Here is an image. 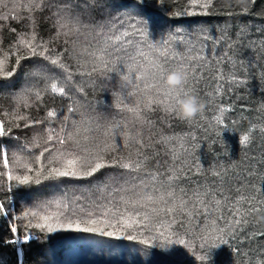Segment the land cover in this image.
<instances>
[{"label":"trees","instance_id":"16d2710c","mask_svg":"<svg viewBox=\"0 0 264 264\" xmlns=\"http://www.w3.org/2000/svg\"><path fill=\"white\" fill-rule=\"evenodd\" d=\"M18 1L0 0V264H264V227L237 230L225 204L264 191V0ZM149 56L189 73L194 119L131 82ZM48 64L64 94L36 76Z\"/></svg>","mask_w":264,"mask_h":264},{"label":"snow or ice","instance_id":"6c2138e0","mask_svg":"<svg viewBox=\"0 0 264 264\" xmlns=\"http://www.w3.org/2000/svg\"><path fill=\"white\" fill-rule=\"evenodd\" d=\"M244 11H247V9H244ZM101 55L102 56H108L109 58H111L113 55H119L121 57L119 63L122 64L124 62V58L126 57L128 60H131L133 62H135V56L133 55L134 49L133 50H129V51H121L119 53H113V51H111L109 48H104L101 49ZM141 55H143L141 53ZM165 59H167L165 57ZM200 59H203L202 57ZM55 63V62H54ZM105 67L107 68V64H105ZM109 71H114V69L109 68ZM166 69H164L163 67H161V72L165 71ZM93 71H96L95 68H93ZM13 73L12 72H7L6 75L7 76H11ZM189 73L186 71V80L188 78ZM149 77L150 78H154V74H152L151 72H149ZM135 79L137 81H144L145 77L144 75H140L135 77ZM185 80V82H186ZM140 85L138 84L137 87H139ZM156 85H149L147 83H144L143 87L144 90H147L151 87H155ZM52 91L53 92H58L59 94H64L65 90L61 87L58 88L56 84L52 85ZM155 101H150L149 104L154 103ZM159 104H163L164 101H159ZM69 111H71V109H69ZM132 111H134V109H132ZM168 112H172L171 109L167 110ZM48 115L54 116L55 113L54 112H49ZM217 120L219 121V117H217ZM4 135V128L2 125H0V136ZM49 141H51L53 139V136H49ZM249 141V136L248 135H244L241 138V143L242 144H246ZM59 143L63 144L65 143V141L63 139L59 140ZM47 151V149H46ZM41 155H43V153H41ZM72 161H69V166L72 165ZM5 164H7V160L5 159ZM103 165L97 163L95 165V167H93L91 169V171L87 172L88 176H92L94 175ZM125 167H127V165H125ZM32 169L31 167H28V172H31ZM50 174H54L57 176H69V175H75L76 173L74 171H59V170H53L52 173ZM9 179H12L11 176H9ZM17 181L20 184H27L30 182V180L32 179L30 175L25 174L22 177H16ZM212 193H206V195H211ZM174 194L172 192L168 193V196H173ZM199 195V194H198ZM237 196L238 199H233L232 197H229L227 201H225L226 206L229 208L233 219L235 221V225H236V229L238 230L240 228L241 225H248L250 223V216L252 215V213L255 212H264V191H261L259 195L255 194V189L252 190L251 193H244L241 192L239 189L237 190ZM161 200H163L164 198L161 197ZM148 200L152 201L153 197L152 196H148ZM172 204L173 207L172 208H168V204ZM201 203H204L205 206L207 207V203L205 201H201ZM216 204L219 205L220 201H216ZM187 207V203L184 200H181L180 205H176L174 201H165V208L163 209L164 211H184V209ZM5 212V208L4 205L0 204V213H4ZM27 215V213H25ZM82 231H95V229L92 228H84V229H80ZM13 231H15V228H13ZM106 235H112V233H105ZM131 238V237H130ZM25 239H27V237H25ZM224 241H222L223 243Z\"/></svg>","mask_w":264,"mask_h":264},{"label":"clouds","instance_id":"9594fccd","mask_svg":"<svg viewBox=\"0 0 264 264\" xmlns=\"http://www.w3.org/2000/svg\"><path fill=\"white\" fill-rule=\"evenodd\" d=\"M240 0H237L239 3ZM161 79L157 86L169 97V105L172 113L181 120L190 121L203 111L204 101L197 95L184 91L186 71L183 66H176L171 70L160 73ZM252 223L257 227H264V212H253Z\"/></svg>","mask_w":264,"mask_h":264},{"label":"rangeland","instance_id":"374dc122","mask_svg":"<svg viewBox=\"0 0 264 264\" xmlns=\"http://www.w3.org/2000/svg\"><path fill=\"white\" fill-rule=\"evenodd\" d=\"M31 2H35L34 6H37L40 1L39 0H19L18 2L14 3V5L12 6V9H11L12 13L16 14L19 11L20 8H23V9H25V16H28V14H29V9L28 8L31 6ZM65 16H68V17H63V22L70 23V24L76 25V26L79 24V20L74 17L75 16L74 14H69V15H65ZM153 47L158 49V46L156 44L153 45ZM79 57L82 60H85V61L87 59L86 55H79ZM168 65H169L168 63H164V62H162V60L155 59L154 56H149L146 60L141 61L139 63V65H137V68L135 70L131 69V68L129 69V71L131 73L130 80H131V82H133L135 84L139 83V82H142V81H137L135 79V77L140 76V75H144V77H145L144 81H146L147 84L156 85L157 86V84H155V82H157L158 80L161 79V76H160V73H162L161 72V67L166 69ZM47 66H48V68L43 69V74L42 75L36 74V76L38 78H40L43 81V83L49 78L47 87L52 88L53 84H56L58 88L65 87V83L64 82H62V81H60L58 79H51L50 78V77H53L54 74H60L58 69L55 68L52 64H48ZM38 67H40V66H38ZM41 69H42V67H41ZM149 72L154 74V78H150L149 77ZM125 74L126 73H124V77H125ZM66 81H67V90L70 91L73 88L72 82L70 80H66ZM125 83H126V81H125ZM155 87H151V88L154 89ZM130 90H131V92H135L136 89L134 90L131 87ZM129 96H131V94ZM13 103L16 104L15 100H14ZM131 104L134 105V104H136V102L131 100ZM133 113H136V112L133 111ZM34 133H35V135L38 134V132H36V131ZM8 139H9L8 134H6L4 132V135L1 136V140L2 141H7ZM12 140H10V141H12ZM15 151L18 152L20 150L18 149L17 146H10L9 152L15 153Z\"/></svg>","mask_w":264,"mask_h":264},{"label":"built area","instance_id":"2783aa9c","mask_svg":"<svg viewBox=\"0 0 264 264\" xmlns=\"http://www.w3.org/2000/svg\"><path fill=\"white\" fill-rule=\"evenodd\" d=\"M20 264V263H19Z\"/></svg>","mask_w":264,"mask_h":264}]
</instances>
